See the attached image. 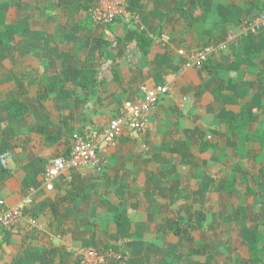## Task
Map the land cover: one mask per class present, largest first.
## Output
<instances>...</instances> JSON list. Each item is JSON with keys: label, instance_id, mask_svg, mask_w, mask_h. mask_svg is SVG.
<instances>
[{"label": "crops", "instance_id": "crops-1", "mask_svg": "<svg viewBox=\"0 0 264 264\" xmlns=\"http://www.w3.org/2000/svg\"><path fill=\"white\" fill-rule=\"evenodd\" d=\"M91 1L0 0V149L13 155L0 200L31 197L23 222L0 230V264H78L87 248L127 264L264 262V147L246 140L264 137V59L248 58L264 53V28L241 29L264 0H203L197 10V0H130L134 15L102 27L89 22ZM165 14L161 31L150 25ZM134 28L152 38L147 54ZM203 47L213 48L208 68L182 69ZM53 83L63 86L47 93ZM142 85L168 86L145 139L123 134L101 171L44 180L51 158L99 132ZM13 99L26 116L7 113ZM242 109L245 127L230 132ZM121 208L127 233L115 222Z\"/></svg>", "mask_w": 264, "mask_h": 264}, {"label": "built area", "instance_id": "built-area-1", "mask_svg": "<svg viewBox=\"0 0 264 264\" xmlns=\"http://www.w3.org/2000/svg\"><path fill=\"white\" fill-rule=\"evenodd\" d=\"M128 0H98L90 9L93 26L108 25L117 18L126 19L131 16L127 10ZM264 28V11L242 23L243 33H255ZM213 51L206 47L190 54L182 69L191 68L205 63ZM168 92V86L155 85L140 87V97L122 106L99 131L89 140L78 138L73 141L69 152L50 159L43 174L46 182H51L68 169L92 168L101 171L105 164V155L114 148L123 134L137 139H145L148 132L149 117L158 100ZM13 155L9 150L0 152V166L7 169ZM31 203V197L23 198L18 204L6 205L0 200V230L13 229L23 222V210ZM78 264H113L122 262L123 255L113 249L98 251L93 248L76 250Z\"/></svg>", "mask_w": 264, "mask_h": 264}, {"label": "trees", "instance_id": "trees-1", "mask_svg": "<svg viewBox=\"0 0 264 264\" xmlns=\"http://www.w3.org/2000/svg\"><path fill=\"white\" fill-rule=\"evenodd\" d=\"M98 0H92L89 4L84 5V9L87 12V17L89 18V22L92 24L91 18H90V9L95 6V4L97 3ZM130 0H128V7L127 10L130 12V14L134 15L135 11L134 8L132 6V3L129 2ZM203 0H197L198 2V6L194 9L197 10L198 8H201V4H202ZM256 9L258 11V13L255 15L257 16L260 12L264 11V1H258L256 4ZM176 12L180 13V14H184L183 8H181L180 6L176 7ZM168 14H165L163 16V18L160 21H155L152 20L151 18H149L150 21V25L154 24L157 28H159V31H161L162 26L164 21L166 20ZM253 16V17H255ZM193 17L188 18L189 23L188 25L190 27L193 26ZM133 38L136 41L138 50L140 51V53L142 54H147L150 51L151 48V44H152V38L150 37V35L147 32H144L143 30L139 29V28H134L133 29ZM204 48V47H203ZM203 48H200L199 50H202ZM198 50V51H199ZM103 52L100 53V55ZM248 58L251 61H257L258 59H264V53L263 52H259V51H251L248 54ZM208 60V59H207ZM207 62V61H206ZM206 62L201 64V65H196L193 68H196L198 70H203V69H207L208 66L206 65ZM63 86V83H53L50 84L47 88H46V92H51V91H55L60 89ZM5 109L7 111V113L13 117V118H22L24 116H26L29 112V108L27 106V104L19 101L18 99H13L11 101H9L6 105H5ZM246 113L245 110L242 109L240 114H239V118H238V122H236L237 124H231L230 126V132H236L239 129H242L243 127H245L246 125ZM246 140L248 141V143H254L257 142L259 143L260 147H264V137L257 135V134H248L246 137ZM3 149H0V152H2ZM255 155V151L253 149H248V156L249 157H254ZM6 169H3L0 166V175H3L5 173ZM262 207H264V201L261 202ZM238 211L240 213L241 216H245L244 215V208L243 207H239ZM115 222L118 223L121 227H123V233H127L129 230V218L126 214V210L125 209H119L116 213H115ZM178 222L179 220L176 219L175 223L173 225V231L174 233H179L180 229L178 228ZM262 235L261 234H257L256 235V240L259 241L261 239ZM108 247V246H107ZM115 247V246H112ZM113 264H127L126 262H115ZM259 264H264V262H260Z\"/></svg>", "mask_w": 264, "mask_h": 264}, {"label": "rangeland", "instance_id": "rangeland-1", "mask_svg": "<svg viewBox=\"0 0 264 264\" xmlns=\"http://www.w3.org/2000/svg\"><path fill=\"white\" fill-rule=\"evenodd\" d=\"M262 29H263V28H262ZM262 29H261V30H262ZM261 30H260V31H261ZM7 205H8V206H12L11 204H7ZM98 251H100V250H98Z\"/></svg>", "mask_w": 264, "mask_h": 264}]
</instances>
